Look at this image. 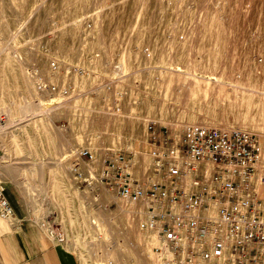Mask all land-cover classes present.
<instances>
[{
	"label": "rangeland",
	"instance_id": "rangeland-1",
	"mask_svg": "<svg viewBox=\"0 0 264 264\" xmlns=\"http://www.w3.org/2000/svg\"><path fill=\"white\" fill-rule=\"evenodd\" d=\"M54 59L79 69L46 77L73 89L62 99L29 71ZM187 124L256 134L264 166V0H0V161L79 264L163 262L154 231L70 163L91 155L100 176L121 153L152 182L150 143Z\"/></svg>",
	"mask_w": 264,
	"mask_h": 264
},
{
	"label": "built area",
	"instance_id": "built-area-1",
	"mask_svg": "<svg viewBox=\"0 0 264 264\" xmlns=\"http://www.w3.org/2000/svg\"><path fill=\"white\" fill-rule=\"evenodd\" d=\"M61 68L79 71L55 59L46 71L29 68L40 94L69 96L70 85L46 79ZM149 154L159 177L152 182L137 180L131 159L121 153L104 157L100 176L91 155L87 161L78 155L69 170L75 183L99 180L114 192L124 217L138 218L139 228L154 231L159 244L152 249L166 264H264V166L256 134L187 124L181 135L152 141ZM0 217H13L1 182ZM48 231L63 241L59 232Z\"/></svg>",
	"mask_w": 264,
	"mask_h": 264
},
{
	"label": "crops",
	"instance_id": "crops-1",
	"mask_svg": "<svg viewBox=\"0 0 264 264\" xmlns=\"http://www.w3.org/2000/svg\"><path fill=\"white\" fill-rule=\"evenodd\" d=\"M6 162L0 161V182L13 217H0V264H79L75 254L32 217L31 203L15 180V166Z\"/></svg>",
	"mask_w": 264,
	"mask_h": 264
},
{
	"label": "bare ground",
	"instance_id": "bare-ground-1",
	"mask_svg": "<svg viewBox=\"0 0 264 264\" xmlns=\"http://www.w3.org/2000/svg\"><path fill=\"white\" fill-rule=\"evenodd\" d=\"M162 262H163V261H162ZM163 264H166V263L163 262ZM168 264H169V263H168Z\"/></svg>",
	"mask_w": 264,
	"mask_h": 264
}]
</instances>
